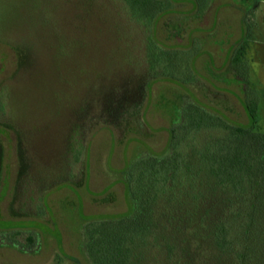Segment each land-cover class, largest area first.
Instances as JSON below:
<instances>
[{
  "label": "rangeland",
  "instance_id": "obj_1",
  "mask_svg": "<svg viewBox=\"0 0 264 264\" xmlns=\"http://www.w3.org/2000/svg\"><path fill=\"white\" fill-rule=\"evenodd\" d=\"M150 54L173 69L145 77ZM245 96L264 134V0H0V264H90L82 228L128 210L126 163L185 103L246 125Z\"/></svg>",
  "mask_w": 264,
  "mask_h": 264
},
{
  "label": "trees",
  "instance_id": "obj_2",
  "mask_svg": "<svg viewBox=\"0 0 264 264\" xmlns=\"http://www.w3.org/2000/svg\"><path fill=\"white\" fill-rule=\"evenodd\" d=\"M123 1L129 7L144 2ZM247 13L245 30L253 15ZM244 41L229 60L242 80ZM147 58L145 77L173 69L167 60ZM241 103L246 125L181 105L167 128L165 151L126 163L128 210L87 218L82 228L90 264H264V134L255 130L258 100L245 96ZM25 240L34 243L31 235Z\"/></svg>",
  "mask_w": 264,
  "mask_h": 264
}]
</instances>
